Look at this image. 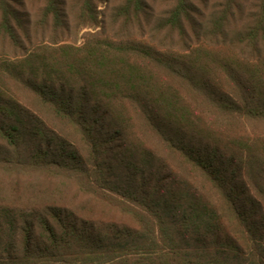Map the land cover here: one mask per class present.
Returning a JSON list of instances; mask_svg holds the SVG:
<instances>
[{
	"label": "trees",
	"instance_id": "trees-1",
	"mask_svg": "<svg viewBox=\"0 0 264 264\" xmlns=\"http://www.w3.org/2000/svg\"><path fill=\"white\" fill-rule=\"evenodd\" d=\"M121 1L0 0V264H264V0Z\"/></svg>",
	"mask_w": 264,
	"mask_h": 264
},
{
	"label": "rangeland",
	"instance_id": "rangeland-1",
	"mask_svg": "<svg viewBox=\"0 0 264 264\" xmlns=\"http://www.w3.org/2000/svg\"><path fill=\"white\" fill-rule=\"evenodd\" d=\"M159 2L157 3L156 1L149 0L150 5H152V8L161 10L164 8H167V4L163 2H160L162 0H158ZM121 0H102V3L99 6V12H100V21L102 22L104 19H108V21L112 18L113 16V10L117 6L121 4ZM90 30L86 29L80 33L79 39H78V44L82 45L85 42L84 35L89 32ZM254 126L250 127L249 126V132L252 135V137H264V124L260 123H253ZM250 125V124H249ZM248 127V125H247ZM92 215L96 217L97 220L102 221L104 218L105 220H120L119 222L123 223H131L130 218L123 216L121 214L114 213L107 208L104 210H101L98 206L94 207L92 210Z\"/></svg>",
	"mask_w": 264,
	"mask_h": 264
}]
</instances>
